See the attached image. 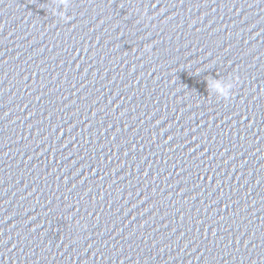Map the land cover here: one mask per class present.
I'll return each mask as SVG.
<instances>
[{"label": "water", "instance_id": "1", "mask_svg": "<svg viewBox=\"0 0 264 264\" xmlns=\"http://www.w3.org/2000/svg\"><path fill=\"white\" fill-rule=\"evenodd\" d=\"M0 264H264V0H0Z\"/></svg>", "mask_w": 264, "mask_h": 264}, {"label": "clouds", "instance_id": "2", "mask_svg": "<svg viewBox=\"0 0 264 264\" xmlns=\"http://www.w3.org/2000/svg\"><path fill=\"white\" fill-rule=\"evenodd\" d=\"M62 2L64 3V5H65V9H66V6H67V3H68V0H62ZM55 14H57L56 12H55ZM60 16H64V13L63 12H60V13H58Z\"/></svg>", "mask_w": 264, "mask_h": 264}]
</instances>
